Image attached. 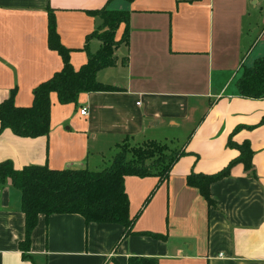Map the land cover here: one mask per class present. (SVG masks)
<instances>
[{
    "label": "crops",
    "instance_id": "crops-1",
    "mask_svg": "<svg viewBox=\"0 0 264 264\" xmlns=\"http://www.w3.org/2000/svg\"><path fill=\"white\" fill-rule=\"evenodd\" d=\"M105 6L131 12L129 42L117 48L114 65L97 73L122 90L83 92L68 104L53 92L48 135L5 129L0 161L100 170L125 138L174 142L178 131L187 153L144 207L158 177H125L130 215L141 212L135 233L117 247L121 224L41 214L33 257L24 258L22 194L9 179L0 187V264H128L131 256L159 264H264V97H244L237 85L243 64L264 57V0H0V101L15 89L17 105H31L34 88L63 67L48 45L49 7L78 68L101 45L94 37L84 48L101 22L87 10ZM237 127L234 139L251 142L257 178L237 164L211 184L218 208L211 207L187 175L217 172L235 158L239 150L228 140Z\"/></svg>",
    "mask_w": 264,
    "mask_h": 264
},
{
    "label": "trees",
    "instance_id": "trees-1",
    "mask_svg": "<svg viewBox=\"0 0 264 264\" xmlns=\"http://www.w3.org/2000/svg\"><path fill=\"white\" fill-rule=\"evenodd\" d=\"M87 12L98 16L101 22L87 36L84 48L88 49V41L94 37L101 41V45L96 52L89 51L87 61L75 68L71 62L72 49L62 43L57 30L55 11L51 7L48 8V45L61 55L63 67L34 88L31 105H17L15 89L8 98L0 101V134L5 129H11L16 135L23 137L48 135L51 128L53 92L57 93L60 103L68 104L77 103L83 92L122 90L100 81L97 73L114 65L117 48L122 43L129 42L131 12L106 6ZM122 24L125 25L123 33L117 38V31ZM242 67V74L237 82L239 93L244 97H264V57L257 58L251 65L243 64ZM261 123H264V116L259 124ZM239 129L240 127L235 128L228 140V145L237 148L239 154L225 167L214 173L191 171L187 175V183L197 187L211 207L218 208L212 196L211 184L231 176L237 164H243L247 174L257 178L253 163L254 150L250 140L237 142L234 139V134ZM117 148L111 164L101 170L55 169L47 164L16 168L12 160L0 161V187L11 179L22 194L21 208L25 214V232L19 246L24 258L33 257L32 234L41 214L49 217L53 213H78L87 223L94 221L121 224L124 231L115 246L117 247L126 237L135 233L133 226L141 212L133 217L130 215V199L125 187V177H158V183L147 196L144 207L156 188L169 177L180 156L187 153L181 148H173L168 141L148 139L140 142L133 141L132 137L125 138ZM153 235L165 238L161 233ZM114 264H118V261L115 260ZM128 264L159 263L157 258L131 256Z\"/></svg>",
    "mask_w": 264,
    "mask_h": 264
},
{
    "label": "rangeland",
    "instance_id": "rangeland-1",
    "mask_svg": "<svg viewBox=\"0 0 264 264\" xmlns=\"http://www.w3.org/2000/svg\"><path fill=\"white\" fill-rule=\"evenodd\" d=\"M184 132H180L178 131V139L174 142L170 141V146H172L173 148H181V146L183 145V141H184ZM182 143V144H181ZM118 148L115 147L113 148V150L107 154H115L117 152ZM111 164V161L109 160L108 162L104 163L103 166H101V168H99L100 170L104 167H107Z\"/></svg>",
    "mask_w": 264,
    "mask_h": 264
},
{
    "label": "built area",
    "instance_id": "built-area-1",
    "mask_svg": "<svg viewBox=\"0 0 264 264\" xmlns=\"http://www.w3.org/2000/svg\"><path fill=\"white\" fill-rule=\"evenodd\" d=\"M81 113H82V114H86V113H87V108H86V107L82 108V109H81Z\"/></svg>",
    "mask_w": 264,
    "mask_h": 264
}]
</instances>
